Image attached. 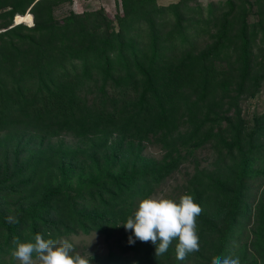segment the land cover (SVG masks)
I'll return each mask as SVG.
<instances>
[{
	"label": "trees",
	"instance_id": "trees-1",
	"mask_svg": "<svg viewBox=\"0 0 264 264\" xmlns=\"http://www.w3.org/2000/svg\"><path fill=\"white\" fill-rule=\"evenodd\" d=\"M69 1L0 0V264L13 238L37 233L128 238L121 223L139 200L204 143L213 167L185 192L202 209L199 251L180 261L175 241L158 257L150 242L129 249L138 264H211L254 215L264 263V185L247 206L250 184L264 182V114L246 128L238 106L264 80V0H119L111 17L54 14ZM61 133L89 148L49 143ZM143 142L163 155H141Z\"/></svg>",
	"mask_w": 264,
	"mask_h": 264
},
{
	"label": "rangeland",
	"instance_id": "rangeland-1",
	"mask_svg": "<svg viewBox=\"0 0 264 264\" xmlns=\"http://www.w3.org/2000/svg\"><path fill=\"white\" fill-rule=\"evenodd\" d=\"M174 1L175 0H155L157 4L161 5ZM197 1L204 5L207 2L215 3L221 2L222 0ZM99 7L103 8L106 14L111 17L115 11L119 9V0H70L69 2H64L58 6L54 10V14L60 16L69 10L81 12L83 10H93ZM25 24L27 26L30 25L27 23ZM238 106L240 109V117L246 128L252 126L253 117L264 114V80L260 83L258 91L251 97L241 99ZM261 141L264 142V136L261 138ZM49 143L61 145L66 148H73V146H78L81 149L89 148L88 141H80L67 133H61L57 137L52 138ZM141 155L152 159H159L163 155V150L153 142H143ZM215 156V150L212 144L204 143L201 147L194 149L190 154L185 155L183 161L179 164L176 170L165 177L161 182L154 185L148 196L165 195L171 199L178 200L182 194H185L186 182L191 178L192 174L196 171L212 169ZM263 185V181H257L256 183L250 184L249 194L247 196V206L251 205V212H253L252 209L254 208V203L261 193ZM250 216L247 221L242 220L243 225L241 227V233L237 238L236 243H234L235 245L232 248L233 250L230 256L238 257L240 264H264L263 257L259 251L261 249L258 247L259 242L257 237H254L251 232L256 223L254 215ZM130 235H132V233H130ZM62 238L68 239L72 242L76 250L82 255L87 256V252L91 253V264H101L105 259H110L109 264H112L116 260H118V264H138V259L129 249L128 238H121L120 233L117 230L113 231L108 238H105L102 234L97 232H89L87 234L78 232L76 234L63 236L60 239ZM92 238V242L87 247ZM4 258L6 260L7 256ZM4 264H19V261L12 258L11 262L8 261Z\"/></svg>",
	"mask_w": 264,
	"mask_h": 264
},
{
	"label": "clouds",
	"instance_id": "clouds-1",
	"mask_svg": "<svg viewBox=\"0 0 264 264\" xmlns=\"http://www.w3.org/2000/svg\"><path fill=\"white\" fill-rule=\"evenodd\" d=\"M201 212L193 196L187 193L178 200L165 195L148 196L139 200L133 214L121 224L132 233L128 237L130 245L136 240L150 242L155 246V257H158L163 256L175 241L176 259L184 261L189 254L199 251L197 217ZM6 220L11 224L18 222L15 216ZM12 243L11 255L19 264H91L92 260L91 253L82 255L64 238L46 239L37 233L30 240L13 238ZM211 264H240V260L232 256H213Z\"/></svg>",
	"mask_w": 264,
	"mask_h": 264
},
{
	"label": "water",
	"instance_id": "water-1",
	"mask_svg": "<svg viewBox=\"0 0 264 264\" xmlns=\"http://www.w3.org/2000/svg\"><path fill=\"white\" fill-rule=\"evenodd\" d=\"M27 10H28V9H27ZM31 20H32V16H31ZM16 23H20V22H15V21H14V18H13V24H16ZM30 25H32V23H31ZM30 25H29V26H30Z\"/></svg>",
	"mask_w": 264,
	"mask_h": 264
},
{
	"label": "bare ground",
	"instance_id": "bare-ground-1",
	"mask_svg": "<svg viewBox=\"0 0 264 264\" xmlns=\"http://www.w3.org/2000/svg\"><path fill=\"white\" fill-rule=\"evenodd\" d=\"M27 13H28V12L26 11L25 15H26ZM25 15H24V16H25Z\"/></svg>",
	"mask_w": 264,
	"mask_h": 264
}]
</instances>
